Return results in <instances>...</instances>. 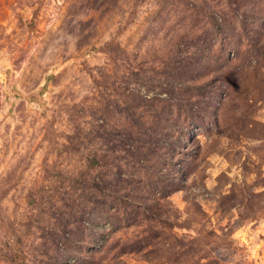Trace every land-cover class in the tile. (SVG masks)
I'll use <instances>...</instances> for the list:
<instances>
[{
  "label": "clouds",
  "instance_id": "obj_1",
  "mask_svg": "<svg viewBox=\"0 0 264 264\" xmlns=\"http://www.w3.org/2000/svg\"><path fill=\"white\" fill-rule=\"evenodd\" d=\"M17 4L0 264H264V0Z\"/></svg>",
  "mask_w": 264,
  "mask_h": 264
},
{
  "label": "rangeland",
  "instance_id": "obj_2",
  "mask_svg": "<svg viewBox=\"0 0 264 264\" xmlns=\"http://www.w3.org/2000/svg\"><path fill=\"white\" fill-rule=\"evenodd\" d=\"M5 2L6 0H0V27L6 28L12 21H18V18L22 16L24 10L19 9V11H17L19 4H17L16 7L9 5L7 8H5ZM13 2L15 3V0H13ZM217 163L218 165L220 164L219 161ZM176 204L179 208L184 207V204L179 197L176 198ZM252 255L255 256L258 254L254 252Z\"/></svg>",
  "mask_w": 264,
  "mask_h": 264
}]
</instances>
